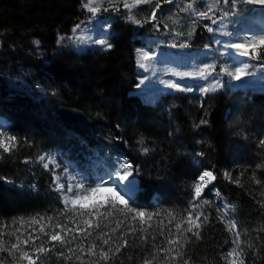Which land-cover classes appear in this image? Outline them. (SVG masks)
I'll use <instances>...</instances> for the list:
<instances>
[{
    "label": "trees",
    "instance_id": "trees-1",
    "mask_svg": "<svg viewBox=\"0 0 264 264\" xmlns=\"http://www.w3.org/2000/svg\"><path fill=\"white\" fill-rule=\"evenodd\" d=\"M84 3L0 0V117L11 121L8 132L16 137L9 151L0 148V261L28 264L19 259L27 252L39 257L36 264H94L101 248L114 249L123 237L130 246L99 264H143L153 256L152 264H228L235 238L221 222L223 203L234 206L227 208L240 232L244 264H264V90L238 89L232 95L223 88L203 96L176 91L153 104L144 101L134 93L141 77L136 48L144 43L138 35L161 46L159 38L173 34L170 18L160 14L151 20L150 9L142 7L143 19L135 26L125 11L108 7L104 15H115L113 47L78 52L58 38L85 18ZM204 21L174 47L215 52L209 20ZM249 55L264 72V49ZM56 150L68 151L74 160L98 157L116 173L117 161L133 165L138 189L131 207L148 215L133 219L134 212L109 202L84 209L65 205L53 173L37 163L43 153ZM205 170L215 181L193 210V185ZM189 211L194 219L203 213L201 227H193L199 239L192 232L181 236L176 228L177 223L181 231L189 227ZM57 224L74 231H61ZM55 232L70 243L51 241ZM92 244L97 255L88 254ZM41 245L51 251L36 253Z\"/></svg>",
    "mask_w": 264,
    "mask_h": 264
},
{
    "label": "rangeland",
    "instance_id": "rangeland-1",
    "mask_svg": "<svg viewBox=\"0 0 264 264\" xmlns=\"http://www.w3.org/2000/svg\"><path fill=\"white\" fill-rule=\"evenodd\" d=\"M123 2L124 0H115L116 11L120 8V10L126 12L127 16H134L136 20L142 21V15L138 14L139 8L150 9L151 15L155 10L157 18H159L160 14L161 18H170L169 21L173 29V34H169L170 32L166 31L168 33L159 38L158 42L161 43V46L153 45L151 37L148 35H138L139 39L144 40V43L136 48L137 68L141 72V77L139 84L134 87V93L138 94L142 100L155 103L160 95L179 91L169 87L170 83H178L182 88H191L192 91H197L202 96L208 92H202L201 89L216 85L217 82L219 83L217 90L225 88L232 95L238 89L241 91L245 89L264 90V72L259 70V65L254 59L252 60L249 57L250 55H240V50L226 47L232 43H244L253 36H264V9L244 3H238L235 7L231 3L224 6L223 0H220L219 3H215L214 0H172V3H164L161 0L160 8L155 9L156 0H152L151 3L137 5L129 11L123 7ZM128 2L131 3V0H128ZM210 4L213 5V11L209 13L211 18L207 19L209 20L207 26L208 29H213L210 32L214 35L213 43L216 46V51L209 52L214 50H212L213 47H208L197 54L195 50L190 51L189 48L182 47L183 44L174 47L180 37L193 32L197 24H206L204 21L206 18L199 17L197 13L207 11ZM104 7H109L107 0H105ZM84 12H86L85 18L75 24L73 29L76 28V25H80V28L75 32L72 30L70 35L63 34V36L61 35L58 38L62 44L70 46L78 52H83L90 48H101L99 44L93 43L94 40L107 39L109 42V35L112 33L110 22L115 17V15L106 16L101 11L96 18H92L91 13L87 9ZM162 12H165V14H162ZM225 12L228 13L227 16H224ZM142 13L145 14L143 11ZM151 15H149V18ZM221 16H224V19H219ZM213 19L217 21L215 24L212 23ZM131 23L135 24V26L139 25L133 21ZM142 53H148L151 58L142 61ZM141 63L145 66L141 67ZM244 63L249 65L248 72L250 74L239 81L233 79L227 72L222 71L224 68L234 70L235 67ZM2 121L0 125L3 127L6 120L3 119ZM2 133L0 139L4 140L8 147H13L15 141H9L8 137L11 136H8L5 132ZM42 155L46 157L45 161L42 162L38 158L37 163L42 166L44 163H49V167L46 170L53 173L52 183L64 204L65 197H73L78 192L75 189L74 192H67L66 189L69 183L73 185L83 183L86 187L95 186L98 183H103L105 187L117 185L115 172L97 157H89L84 161L74 160L66 156L68 152L60 150L45 152ZM48 157L52 159L49 160ZM124 163L128 162L117 161V171L122 170ZM55 177H59V183L65 185L64 190H57L56 183H54ZM135 178H137V173L134 169L130 181L132 182V187L137 189V180ZM127 183L120 182L121 186L118 187V190H121V194H125L122 185ZM205 183L208 185L210 182L206 179ZM203 199L200 197L198 200L201 201ZM95 200L107 202V193L99 194ZM94 203L95 201H90L89 205L91 206ZM67 205L73 206L70 201ZM220 205V215L224 221L234 220L227 206L223 203ZM231 234L234 236L233 232ZM231 259L232 257L226 259L228 264H230Z\"/></svg>",
    "mask_w": 264,
    "mask_h": 264
},
{
    "label": "snow or ice",
    "instance_id": "snow-or-ice-1",
    "mask_svg": "<svg viewBox=\"0 0 264 264\" xmlns=\"http://www.w3.org/2000/svg\"><path fill=\"white\" fill-rule=\"evenodd\" d=\"M151 2H152V0H131V3H129L128 0H124L123 7L125 9H128L129 11H131V9L136 7L137 5L147 4V3H151ZM163 2L164 3H172V0H163ZM214 2L219 3L220 0H214ZM104 3H105V0H86V2L82 6L85 9H87L88 12L91 13L92 18H96L98 13H100L101 11H108L109 10L108 7H104ZM107 3L109 5V7H111L113 10H116L117 5L115 3V0H107ZM223 3L225 5L231 3V5L233 7H235L238 3H244V4H248V5H252V6L260 7L261 9H264V0H223ZM160 6H161V0H156L154 8L158 9V8H160ZM189 7H191V5H189ZM212 11H213V5L210 4L208 6L207 11L198 12L197 15L201 18L210 19L211 17L209 16V13ZM227 15H228V13L225 12L224 16H227ZM224 16L219 17V19H221V20L224 19ZM129 19L132 20L136 24L141 23V21L136 20L134 18V16H129ZM150 19L151 20L156 19L155 10L152 12ZM216 22L217 21L215 19L212 20L213 24H215ZM79 28H80V25H76V28L73 29V31L75 32ZM208 30L213 31L212 28H209ZM188 35L189 36L193 35V32H189ZM61 39H63V38H61ZM35 43L38 45L39 41H36ZM58 43H59V41H58ZM93 43L99 44L101 46V48L104 50H108V49H111L113 47V45L111 43H109L107 39L94 40ZM226 47H231V48L240 50V52H239L240 55L248 56L250 51L255 52L257 50V48L264 49V36H258V37L253 36L244 43H232V44L227 45ZM150 58L151 57L149 56L148 53H142L141 54V60L142 61L143 60H149ZM140 66L144 67L145 65L143 63H141ZM209 67H211V66H209ZM248 68H249V65L247 63H244L241 66L235 67L234 70H229L228 68H224V69H222V71L227 72L229 75L232 76L233 79L239 81L242 78H244L250 74L248 72ZM168 86L171 88L177 89L179 91H192L191 88H182L178 83H170ZM218 87H219V83L217 82L216 85H211L207 88H203V89H201V91L205 92V93H207L209 91L214 92L217 90ZM200 123L206 124L207 121L202 120ZM198 126L199 125H197V127ZM2 134H3L2 131H0V135H2ZM8 140L9 141H15L16 137H14V136L8 137ZM260 144L264 145V140H261ZM0 148H3L5 152L10 150L9 147L6 145L5 141L2 139H0ZM144 151H147V149H144ZM45 159H46V157L44 155L39 157V160L42 162L45 161ZM48 159L51 160L52 158L48 157ZM43 167L47 169L49 167V163H44ZM133 172H134L133 165H131L130 163H124L122 166V170L115 173V175L117 177V185H114V186L105 187L103 183H98L95 186L86 187L83 183H77L75 185H73L72 183H69L66 191L67 192H74V189H75V190H78V192L73 197H70V198L65 197V204L67 205L70 201L73 206L79 205V207L81 209H84V208H87L90 206L89 205L90 201H95V203L91 205L92 207H95L97 205L103 206L104 201L95 200V198L99 194L107 193V202H109L113 207H115L117 204L122 205V207L124 209H127L128 212H134L135 213V216H133V219H135L136 217L143 218L148 214L145 213L144 211L137 210V209L131 207V201H132L133 195H134V188L132 187V182L130 181V177L133 176ZM225 177L228 178L229 173L226 172ZM73 179H75V178L73 177ZM206 179L209 182L211 180L215 179V177L211 171H208V170L203 171L201 173V175L198 177L197 182H195L193 185V191H194L193 201L190 202L193 210L198 207V205L195 203V201L201 197L202 190L207 186L205 183ZM120 182H128L127 184L122 185L123 191L125 194H121V190H118V187L121 186ZM54 183H56L57 190L62 191L65 189V185L62 183H59V177H55ZM217 194L219 195V193H217ZM227 207L231 208L234 206L228 205ZM262 207H264V204H262ZM218 211H219V209H218ZM80 214L83 215L82 212ZM169 215H171V213H169ZM201 215H203V213L197 212L195 219H194L193 215H192V211H189L187 214V217H186V221H187L189 227L186 229H183L182 231H181V224L180 223L176 224V228L178 231H180L181 236H183V232H192L193 236H195L197 239L200 238V232L199 231L193 232V227H195L196 229H199L201 227V224L197 222L200 220ZM49 219H51V218H49ZM207 220H208L207 216H204V222H207ZM221 222L226 223L228 231L233 232L234 236H235V239L232 241V243L235 245V247H233L232 250L227 253V257H225V259H227L228 257H232L230 264H244V261L241 258L242 254H243V249L240 247V243H241L240 242V232L237 230L236 222L234 220L224 221L223 217H221ZM84 223L88 224L91 227V223L89 221H84ZM56 227L61 228V231H68V232L74 231L72 229H64L59 224H57ZM261 230L264 231V229H261ZM41 231H43V229H41ZM81 231H83V230L81 229ZM113 231H115V229H113ZM89 235H90V233H89ZM73 239H75V237H73ZM50 240L57 242L61 245L70 243V241H67L64 239V237L61 235L60 232H55V233L51 234ZM121 240L123 242L121 244H118L114 249L110 247L107 251H105L103 248H101L99 253H98L99 260L94 262V264H99L100 260L107 262L112 257L121 253L122 248H127L130 246L127 239H124L123 237H121ZM185 242H187V238H185ZM24 243L27 244L28 241L26 240V241H24ZM168 243L169 244H179V240H169ZM103 244H105V245L109 244V240L103 239ZM53 246H55V245H53ZM12 248L19 250V247L16 244L12 245ZM96 248H97V245H95V244L90 245L88 250H87L88 254L97 255V252L95 251ZM0 250H2V249H0ZM50 251H51V249H47L43 245L35 248L36 253H48ZM68 251L75 254V250L72 248H68ZM80 251H83V248H81ZM162 251H168V250H162ZM60 255L63 256L64 253L60 252ZM76 258L78 260L81 259L80 256H77ZM129 258L131 259V257H129ZM154 258H155L154 256L152 257V259L145 258L143 260V264H152V260ZM19 259L28 260V264H36V259H39V257H36L34 259L33 256L28 254L27 252H21ZM69 259H70V257H69ZM0 264H3V262L0 261ZM184 264H189V261L185 260Z\"/></svg>",
    "mask_w": 264,
    "mask_h": 264
},
{
    "label": "bare ground",
    "instance_id": "bare-ground-1",
    "mask_svg": "<svg viewBox=\"0 0 264 264\" xmlns=\"http://www.w3.org/2000/svg\"><path fill=\"white\" fill-rule=\"evenodd\" d=\"M1 119V118H0Z\"/></svg>",
    "mask_w": 264,
    "mask_h": 264
}]
</instances>
